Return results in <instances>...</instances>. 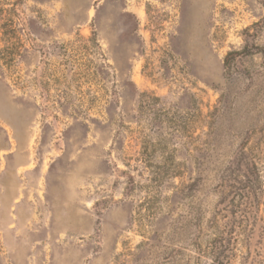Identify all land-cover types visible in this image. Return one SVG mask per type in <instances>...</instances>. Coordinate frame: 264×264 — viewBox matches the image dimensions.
<instances>
[{"label": "rangeland", "instance_id": "374dc122", "mask_svg": "<svg viewBox=\"0 0 264 264\" xmlns=\"http://www.w3.org/2000/svg\"><path fill=\"white\" fill-rule=\"evenodd\" d=\"M0 264H264V0H0Z\"/></svg>", "mask_w": 264, "mask_h": 264}, {"label": "trees", "instance_id": "16d2710c", "mask_svg": "<svg viewBox=\"0 0 264 264\" xmlns=\"http://www.w3.org/2000/svg\"><path fill=\"white\" fill-rule=\"evenodd\" d=\"M242 55V53H230V54H228L227 56H226V61H225V63H226V66H227V64H229V62H230V59L233 57V56H241Z\"/></svg>", "mask_w": 264, "mask_h": 264}]
</instances>
